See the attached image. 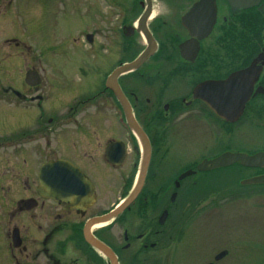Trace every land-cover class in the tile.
<instances>
[{"label":"flooded vegetation","instance_id":"flooded-vegetation-1","mask_svg":"<svg viewBox=\"0 0 264 264\" xmlns=\"http://www.w3.org/2000/svg\"><path fill=\"white\" fill-rule=\"evenodd\" d=\"M113 3L119 20L118 52L121 56L116 65L104 73L101 82L98 81L95 91L87 83L76 92V95L86 94L74 96L65 116L61 117V110L56 114L52 112L61 103L67 104L58 95L53 99L56 102L50 104L46 103L43 93H34L43 83L35 68L26 70L23 77L17 79V84L21 81L20 86L8 85L3 89L14 110L34 115L36 125L20 135L0 138V149L20 157L22 164V169H15L14 165L20 164L18 160H0V264H157V250L163 239L170 237L177 190L184 188L182 182L187 178L178 181L177 186L172 176L158 188L156 184H147L153 149L159 142L152 132L157 133L158 128L163 127L166 121H162V116L171 114L173 118L181 112L195 115L200 109V116L204 117L207 109L225 124L226 133H232L223 150L202 158L194 168L188 169L195 170L190 176L214 170L198 171L197 165L203 160L234 152L228 145L231 139L238 137L235 138L231 126L235 127L246 117L252 129L248 131L249 136L262 127L264 94L255 90L264 88V0H119ZM34 4L44 7L43 0H35ZM28 7L27 0H0V20L28 19L33 16ZM143 18L144 29L140 25ZM144 30L154 42L152 54L135 69L117 76L116 84L131 107L148 151L141 137L127 124L124 110L108 85L117 68L135 61L148 48ZM126 38L132 39L127 42ZM131 47L138 50L137 54L125 61L126 49ZM224 50L230 61L219 55ZM254 61L261 69L236 121H226L204 101L194 97L198 84L223 80ZM147 64L153 73L142 70ZM236 64L242 66L222 76L223 68H233ZM29 70L38 73L39 84L26 83L25 74ZM128 76L134 82H125ZM173 80H178V84L185 82L182 93H177L181 85L172 86ZM141 83L156 86L159 97L170 99L161 110L154 108L149 121L143 125L134 114L143 110ZM188 88L189 93L184 96ZM143 100L150 102L149 98ZM218 134L221 135L220 129ZM221 139L217 141L222 143ZM31 155L38 160L34 173L27 168ZM131 155L137 158L127 160ZM59 160L76 167L89 181L92 199L82 200L76 194L65 199L59 189L52 192L55 198L50 197L40 181V174L46 175L41 173L45 165ZM236 164L253 171L246 178L238 179L242 186L243 181L264 175V166L246 167L238 162L230 166ZM15 180L21 181L20 188L13 187ZM215 256L213 261H219Z\"/></svg>","mask_w":264,"mask_h":264},{"label":"rangeland","instance_id":"rangeland-1","mask_svg":"<svg viewBox=\"0 0 264 264\" xmlns=\"http://www.w3.org/2000/svg\"><path fill=\"white\" fill-rule=\"evenodd\" d=\"M34 1L27 0L28 10L33 15L28 19L0 20V138L20 135L36 125L34 115L14 110V105L9 102L11 99L3 93L8 85H21V81L20 84L16 81L26 70L35 68L39 72L43 83L34 93H43L46 103L56 102L53 99L58 96L67 102L66 106L61 103L52 111L56 114L61 110L63 117L73 99L86 94L76 95V92L84 89L87 83L95 91L98 81L101 82L104 73L110 71L121 56L118 52L121 41L119 20L113 3L119 0H43V8L36 6ZM87 34H92L91 42L86 39ZM130 39L126 38V41ZM136 39L140 45L139 37ZM226 50L219 55L230 61ZM137 51L134 47L126 49L125 61L132 59ZM241 66L223 68L221 74L224 76ZM142 70L153 73L148 64ZM131 79L128 76L124 80L134 82ZM178 80H173L172 86L181 85L177 88L179 94L184 91L182 85L185 82L178 84ZM155 89L156 86L139 84L143 113L134 111V114L142 125L149 121L154 108L161 110L170 102L166 96L159 97ZM188 93L189 88L184 96ZM143 98H149L150 102L145 103ZM29 110L35 112L34 108ZM197 111L195 115L181 112L173 118L171 114L162 116V121H166L163 127H159L157 133L152 132L159 142L153 149L148 185L156 184L158 188L171 176L173 181L176 180L180 173L194 168L202 158L216 155L228 144L232 133H226L225 124L207 109L203 112L204 117L200 116V109ZM247 122L245 117L235 127L231 126L238 138L231 139L230 151L252 153L264 150V121L261 128L253 131V136H249L248 131L252 129ZM46 126H49L47 122ZM218 129L220 136H217ZM217 138H222V143ZM135 158L137 156L131 155L127 160ZM0 160H18L20 164L14 167L22 169L21 158L4 149H0ZM37 167L38 160L31 155L28 172H36ZM249 173L253 171L236 164L199 172L183 180L184 188L177 190L173 206L170 237L164 238L157 250V264H264V185H240L238 179L246 178ZM16 182L13 181V187L20 188L21 181ZM223 250L227 254L214 262V256Z\"/></svg>","mask_w":264,"mask_h":264},{"label":"water","instance_id":"water-1","mask_svg":"<svg viewBox=\"0 0 264 264\" xmlns=\"http://www.w3.org/2000/svg\"><path fill=\"white\" fill-rule=\"evenodd\" d=\"M145 18L140 21L141 27L145 28ZM144 34L148 41V48L133 62L126 63L117 68L110 76L109 87L113 90L118 98L122 109L125 113L126 122L141 137L145 150L148 151L147 141L141 132L140 127L135 121L131 107L116 84V78L121 73L128 72L138 67L154 49V42L149 33L144 30ZM87 40L91 41V35H87ZM257 61V60H256ZM261 66H255V61L248 67L231 73L227 78L217 81H204L194 88V97L204 101L212 111L219 117L229 122L236 121L242 113L243 107L252 92L253 85L258 77ZM25 81L29 85L39 84V75L36 71L29 70L25 74ZM255 93L264 94V88L257 87ZM240 163L246 167H262L264 166V151L248 155L241 152H224L210 160H203L197 165L198 171L211 170L230 166L234 163ZM146 164V162H145ZM144 164V167H145ZM45 168V169H44ZM40 174V181L44 184L50 197L55 198L52 194L54 189H59L64 194L65 199H69L71 194H76L81 199H92V186L89 181L81 174V172L68 162L59 160L45 165ZM53 171V174H49ZM195 173V170H187L181 173L178 180H181ZM45 176V177H44ZM44 178V179H43ZM178 180L175 185H178ZM261 183L264 184V175L253 177L242 182V184ZM140 185V184H139ZM77 196V197H78ZM226 255V251H221L215 256V260H219Z\"/></svg>","mask_w":264,"mask_h":264}]
</instances>
